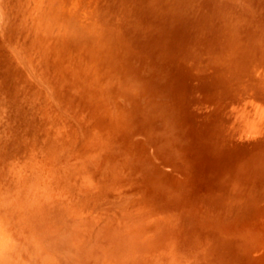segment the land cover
Masks as SVG:
<instances>
[{"label":"rangeland","instance_id":"rangeland-1","mask_svg":"<svg viewBox=\"0 0 264 264\" xmlns=\"http://www.w3.org/2000/svg\"><path fill=\"white\" fill-rule=\"evenodd\" d=\"M89 1L57 14L62 36L108 69L99 77L116 105L104 100L103 114L30 45L33 0H0V216L20 247L11 260L264 264V0ZM95 120L120 125L118 139Z\"/></svg>","mask_w":264,"mask_h":264},{"label":"bare ground","instance_id":"bare-ground-1","mask_svg":"<svg viewBox=\"0 0 264 264\" xmlns=\"http://www.w3.org/2000/svg\"><path fill=\"white\" fill-rule=\"evenodd\" d=\"M23 1V0H22ZM26 2L25 3H27V0H25ZM29 2H30V0H28ZM32 1V0H31ZM86 1H89V0H33V2H32V4L31 3H28V5H26V7H25V15H27V16H25V17H27V18H29V22H28V24H26L25 26H26V28H25V26L23 25V28H25L26 29V31H29L30 32V37L32 36V38L30 39L31 40V42L30 43H32V44H30L31 46H34V48L35 47H37V48H39L40 50H41V52H42V54L44 55V57H45V59L44 60H46V57L48 58V59H50V61L52 62L51 63V65H53V67H54V70L56 69L58 72H60L61 73V75H62V78H63V80H65V81H63L64 83L65 82H67L68 83V85L70 86V88H73L75 91H76V93L78 94V92L81 94L80 96H84L85 98H87V100L88 99H90V100H93V101H95L94 103L95 104H97L98 103V105H99V109H100V107H101V112H102V110L103 109H105V108H102V106L103 105H105V102H104V100H105V95H104V84H105V82H106V80H105V82L103 81L104 79L103 78H100L99 77V73L103 70V69H107V68H105V67H103V66H97V67H95V66H91V62H92V60H93V62H94V60L95 59H97V57H99V56H97V54H96V52H93V49H91L92 47H90L89 46V48H87V46H86V48L88 49L87 51L85 50V49H83L82 48V46L80 45L79 46V44L78 43H70V41H67V39L68 38H64L62 35H63V33H62V31H64L63 29H61L62 31H60V26L61 25H59L61 22H60V20H59V18H58V16H60V15H62L63 14V12L61 13V10L59 11V9H58V11L60 12V14H57V8H58V6L59 5H63L64 4V6L65 5H71V6H79V5H84V6H86V4H87V2ZM94 1V0H93ZM93 1H92V3H93ZM110 0H108V2H109ZM125 1V0H124ZM14 2H15V0H14ZM90 2V1H89ZM97 2H99V0L97 1ZM96 2V3H97ZM106 2V1H105ZM263 2V1H262ZM261 2V3H262ZM20 3V2H19ZM91 3V2H90ZM247 3V2H246ZM29 4H30V6H29ZM100 4H102V2H100ZM100 4H95V6L96 5H99L100 6ZM61 5V6H62ZM92 5V4H91ZM91 5H89V6H91ZM94 5V4H93ZM248 6H249V4H248ZM94 7V6H93ZM97 7L98 6H96V7H94V8H96L97 9ZM102 7H103V5H102ZM106 7V6H105ZM250 7V6H249ZM60 8V7H59ZM72 7H70V9H71ZM91 8V7H90ZM252 8V7H251ZM263 8V7H262ZM23 9H24V7H23ZM78 9H80L79 7L77 8V10ZM101 9V8H100ZM103 9H104V7H103ZM249 9V8H248ZM32 10V11H31ZM95 10V9H94ZM98 10H99V8H98ZM253 10V9H252ZM262 10V9H261ZM66 11V10H65ZM71 11V10H70ZM75 11H76V9H75ZM104 10H102V12H103ZM58 12V13H59ZM68 12V11H67ZM67 12H65V13H67ZM77 12V11H76ZM94 12V11H93ZM100 12V11H99ZM252 12H254V11H252ZM72 13V12H71ZM78 13V12H77ZM94 13H96V12H94ZM81 14V13H80ZM79 14V15H80ZM90 14H92V13H90ZM96 14H98V13H96ZM102 14V13H101ZM76 15H78V14H76L75 13V16ZM78 15V16H79ZM92 15H94V14H92ZM99 15V14H98ZM98 15H96V17L98 16ZM228 15V14H227ZM14 16V15H13ZM63 16V15H62ZM65 17L67 16V14L66 15H64ZM68 16H69V14H68ZM70 16H73L72 14L70 15ZM69 16V17H70ZM81 16H83V17H85L84 15H83V13H82V15ZM256 16V15H255ZM21 17V16H20ZM95 17V18H96ZM99 17V16H98ZM100 17H102V15L100 16ZM100 17H99V19H100ZM85 18H87V17H85ZM259 18V17H258ZM12 19V18H11ZM22 19H23V17H22ZM64 19V18H63ZM66 19V18H65ZM75 19H77V17L75 18ZM92 19H94L93 17H92ZM98 19V20H99ZM62 20V19H61ZM83 20V19H82ZM86 20H90L89 18H87ZM263 20V19H262ZM72 21V20H71ZM84 21V20H83ZM94 21V20H93ZM13 22H14V20H13ZM64 22V21H63ZM91 22H92V20H91ZM80 23V22H79ZM84 23H86V21L84 22ZM90 23V22H89ZM88 23V24H89ZM250 23V22H249ZM24 24V23H23ZM83 23H81L80 25H82ZM87 24V23H86ZM252 24V23H251ZM79 25V24H78ZM67 26V25H66ZM69 26V25H68ZM84 26V25H83ZM90 26V25H89ZM200 26V25H199ZM12 27V26H11ZM18 27V26H17ZM64 27H65V25H64ZM63 27V28H64ZM73 27V26H72ZM81 27V26H80ZM85 27V26H84ZM62 28V27H61ZM88 28H90V27H88ZM64 29H66V28H64ZM259 29V28H258ZM21 30V29H20ZM24 30V29H23ZM261 30V29H260ZM86 31V30H85ZM23 32H25V30L23 31ZM68 33H69V31H68ZM11 34V33H10ZM83 34V33H82ZM27 35V34H26ZM71 35V34H70ZM17 36V35H16ZM23 36H24V34H23ZM78 36V35H77ZM20 37V36H19ZM68 37V36H67ZM74 37V36H73ZM75 38H76V36H75ZM256 38H257V36H256ZM27 39H29V38H27ZM77 39V38H76ZM75 39V40H76ZM86 41V40H85ZM263 41V40H262ZM22 42V41H21ZM20 42V43H21ZM29 42V41H28ZM71 42H73V39L71 40ZM87 42V41H86ZM80 43V42H79ZM263 43V42H262ZM95 45L97 44V43H94ZM27 45V44H26ZM97 45H99V44H97ZM27 47V46H26ZM98 47V46H97ZM28 48V47H27ZM32 48V47H31ZM34 48H33V52H35L34 51ZM37 48H36V51H37ZM96 47L94 46V49H95ZM82 49L83 50H85L86 52H85V55L83 54V51H82ZM95 51V50H94ZM38 52V51H37ZM31 53V52H30ZM29 54V53H28ZM36 54H38V53H36ZM35 54V55H36ZM41 54V55H42ZM40 55V54H39ZM99 55V54H98ZM31 56V55H30ZM195 56H197V55H195ZM33 57H34V54H33ZM41 58H42V56H40ZM40 57H38V59L40 58ZM101 57V56H100ZM36 58V57H35ZM40 58V59H41ZM102 59V58H101ZM40 61V60H39ZM43 61V60H42ZM29 62V61H28ZM36 62V61H35ZM44 62V61H43ZM102 62V61H101ZM30 63V62H29ZM42 63V62H41ZM48 63V62H47ZM37 64V63H36ZM192 64V63H191ZM215 64V63H214ZM34 65V64H33ZM38 65V64H37ZM43 65H45V64H43ZM42 66V65H41ZM50 66V65H49ZM205 67V66H204ZM195 68V67H194ZM19 69V68H18ZM43 69V68H42ZM52 69V68H51ZM216 69V68H215ZM108 70V69H107ZM51 71V70H50ZM105 71V70H104ZM52 73V72H51ZM201 73V72H200ZM204 73V72H203ZM52 74H54V71H53V73ZM51 74V75H52ZM49 75V74H48ZM216 75V74H215ZM56 77H57V74L55 75ZM107 76V75H106ZM110 76V75H109ZM61 77V76H60ZM101 77H105V76H101ZM209 77V76H208ZM111 78V77H110ZM55 79V78H54ZM53 79V80H54ZM57 79H58V77H57ZM109 79V78H108ZM107 79V80H108ZM52 80V81H53ZM110 80V79H109ZM112 80V79H111ZM111 80H110V82H111ZM237 80V79H236ZM204 81V80H203ZM206 81V80H205ZM231 81V80H230ZM30 82V81H29ZM236 82V81H235ZM113 83H114V81H113ZM111 84V83H110ZM109 85V84H108ZM112 85V84H111ZM111 85H109V87L111 86ZM61 86V85H60ZM69 86L68 87H65V88H69ZM104 86V87H103ZM223 86V85H222ZM58 87V86H57ZM217 87V86H216ZM213 88H215V87H213ZM73 89H69L68 90V92H72V90ZM110 89V88H109ZM67 90V89H66ZM107 90V89H106ZM115 91V90H114ZM251 91V90H250ZM113 92V91H112ZM109 93H111V92H109ZM67 94V93H66ZM66 94H65V96H66ZM76 94V95H77ZM113 94V93H112ZM111 94V95H112ZM116 94V92L114 93V95ZM243 94V93H242ZM245 94V93H244ZM250 94V93H249ZM107 95H109L108 93H107ZM106 95V96H107ZM110 95V96H111ZM113 95V96H114ZM55 96V95H54ZM80 96H77L78 98L80 97ZM82 96V97H83ZM116 96V95H115ZM248 96V95H247ZM80 98L81 100H83V99H85V98ZM112 97V96H111ZM54 98V97H53ZM64 98V97H63ZM62 98V99H63ZM67 98V97H66ZM65 98V99H66ZM78 98H77V100H78ZM106 98H108V97H106ZM247 98V97H246ZM245 98V99H246ZM69 99V98H68ZM80 99H79V102H81L80 101ZM109 99V98H108ZM70 102H71V100H72V97H70ZM74 100V99H73ZM112 100V99H111ZM250 100V99H249ZM64 101V100H63ZM68 101V100H67ZM85 101V100H84ZM83 101V102H84ZM89 101V100H88ZM106 101V100H105ZM251 101V100H250ZM65 102V101H64ZM91 102V101H90ZM89 102V103H90ZM115 102L114 100H112L111 101V103L109 102L108 103V100L106 101V103H108V104H110V105H113L114 106V104L113 103ZM219 102V101H218ZM247 102V101H246ZM89 103L88 102H86V104H85V106H89V108L91 107L90 105H89ZM45 104V103H44ZM44 104H43V106H44ZM107 104V105H108ZM50 105V104H49ZM93 105V104H92ZM98 105H96V106H98ZM110 105H108V108L110 107ZM116 105V104H115ZM85 106H84V108H85ZM95 106V105H94ZM106 106V105H105ZM212 106V105H211ZM107 107V106H106ZM112 107V106H111ZM88 107H86L85 108V110H88L87 109ZM98 108V107H97ZM114 108H116V106L114 107ZM209 108H211V107H209ZM235 108V107H234ZM79 109V108H78ZM81 110H82V108H80ZM91 109V108H90ZM93 109V108H92ZM94 109H96L95 107H94ZM93 109V110H94ZM116 109H118V108H116ZM250 109V108H249ZM80 110V111H81ZM84 110V109H83ZM106 110V109H105ZM105 110H104V112H105ZM108 110V109H107ZM90 111V110H89ZM89 111H87V112H89ZM92 111V110H91ZM99 110H97L96 109V113L98 112ZM109 111H111V110H109ZM114 110H112V112H113ZM117 112L119 111V110H116ZM230 111V110H229ZM93 112H95V111H93ZM100 112V111H99ZM104 112H102V114L104 113ZM81 113L83 114V113H85V115H87V113L84 111V112H82L81 111ZM209 113V112H208ZM76 114V113H75ZM95 114V113H94ZM101 114V115H102ZM109 114V113H108ZM51 115V114H50ZM84 115V114H83ZM90 115V113L88 114V116ZM91 115H92V113H91ZM97 115V114H96ZM96 115H93V117L95 116L96 117ZM109 115H111V113L109 114ZM104 116H106V114H104V115H102V120L104 119L103 117ZM108 116V115H107ZM54 117H57L56 115L54 116ZM91 117V116H90ZM97 117H99V115H97ZM108 117H110V116H108ZM248 117V116H247ZM52 118V117H51ZM114 118V117H113ZM45 119V118H44ZM44 119H42V120H44ZM91 119V118H90ZM97 119V118H96ZM100 119H101V116H100ZM109 119V121H111L110 120V118H108ZM116 119V118H115ZM123 119V118H122ZM121 119V120H122ZM46 120V119H45ZM93 121H94V118L92 119ZM98 120V119H97ZM117 120V119H116ZM124 120V119H123ZM123 120H122V122H123ZM263 120V119H262ZM47 121H49V120H47ZM54 121H55V119H54ZM106 121H107V119H106ZM109 121H107V123H105L104 121L102 122L103 124L105 123V124H109V123H113V122H109ZM118 121V120H117ZM96 122V123H95ZM95 124H98L97 123V121L95 120ZM101 122V121H100ZM100 122H99V124H98V126L99 125H101L100 124ZM46 123V122H45ZM55 123V122H54ZM67 123V122H66ZM118 123H120L119 121H118ZM43 124H44V121H43ZM48 124V123H47ZM104 124V125H105ZM46 125V124H45ZM50 125V124H49ZM60 125V124H59ZM68 125V124H67ZM113 125H114V123H113ZM115 125H117V124H115ZM120 125H121V123H120ZM120 125L118 126V127H120ZM122 125H125V123H123ZM121 125V126H122ZM107 126H109V125H107ZM112 126V125H111ZM110 126V127H111ZM117 126L115 127L116 129H117ZM95 127H96V125H95ZM95 127H93L94 129H95ZM101 127H102V125H101ZM100 127V128H101ZM113 127V126H112ZM50 128V127H49ZM48 128V129H49ZM93 128H92V130H93ZM100 128H98V129H96V130H99ZM114 128V129H115ZM45 129H46V127H45ZM52 129V128H51ZM66 129V128H65ZM68 129V128H67ZM104 129V128H103ZM105 129L106 130H108V129H112L113 131H111V134L113 133H116V134H114L115 136V138H117V131L115 132V130L113 129V128H106V125H105ZM101 130V129H100ZM102 131V132H107V131ZM46 131V130H45ZM62 131V130H61ZM47 132V131H46ZM46 132H44V133H46ZM54 132H55V130H54ZM63 132V131H62ZM91 132V131H90ZM93 132H95V131H93ZM97 132V131H96ZM99 132V131H98ZM89 133V132H88ZM65 134V133H64ZM91 134H92V132H91ZM96 134L97 133H95V136H96ZM110 134V136L108 137V139L112 136ZM53 135V134H52ZM87 135V134H86ZM90 135V134H89ZM94 134H92V136H90L91 138L93 137L94 138V136H93ZM98 135V134H97ZM103 135V133H101L100 135H98V136H102ZM105 135L107 136V134L105 133ZM104 135V136H105ZM105 136V137H106ZM56 137V136H55ZM103 138V137H102ZM97 139V138H96ZM106 138H104V140H105ZM110 139H113V138H110ZM118 139V138H117ZM63 140V139H62ZM87 140V139H86ZM95 140V139H94ZM107 140V139H106ZM56 141V140H55ZM99 141V140H98ZM100 141H102L101 139H100ZM114 141H116L115 139H114ZM127 141V140H126ZM109 142V141H108ZM111 142L113 143V140H111ZM53 143V142H52ZM60 143V142H59ZM95 143H98L97 141L95 142ZM94 143V141L92 142V144H95ZM102 144L104 143V142H101ZM63 144V143H62ZM87 144V143H86ZM51 145H53V144H51ZM60 145H61V143H60ZM91 145V144H90ZM99 145V144H98ZM86 146H89V145H86ZM85 145H84V147H86ZM104 146V147H103ZM103 146H99V148L100 147H103V149L105 148V144L103 145ZM50 147H52V146H50ZM62 147V146H61ZM60 147V148H61ZM83 147V148H84ZM94 147V146H93ZM96 147V146H95ZM108 147V146H107ZM92 147H90V149H91ZM51 149V148H50ZM62 149V148H61ZM82 149V148H81ZM80 149V150H81ZM88 149V148H87ZM48 150V149H47ZM106 150V149H105ZM133 150H134V148H133ZM48 151H51V150H48ZM54 151V150H53ZM52 151V152H53ZM61 151V150H60ZM92 151V150H91ZM96 151V150H95ZM94 151V152H95ZM104 150H102V152H103ZM56 152H57V150H56ZM98 152V151H97ZM87 153H89V151H87ZM51 154V153H50ZM54 154H55V152L52 154L53 156H54ZM57 154V153H56ZM80 154V153H79ZM94 154V153H93ZM51 155V156H52ZM81 155H82V153H81ZM55 157V156H54ZM169 157V156H168ZM70 159V158H69ZM82 159V158H81ZM92 160H94V159H92ZM52 163H53V161H51ZM178 162V161H177ZM51 163V164H52ZM107 163V162H106ZM73 164H75V163H73ZM77 164V163H76ZM79 164V163H78ZM86 164V163H85ZM200 164V163H199ZM81 165H83V164H81L80 163V165H78V166H81ZM171 165V164H170ZM77 166V165H76ZM55 167H57V166H55ZM59 167V166H58ZM171 167V166H170ZM169 167V168H170ZM198 167V166H197ZM78 169H79V167H77ZM82 168V167H81ZM51 169V168H50ZM55 168L53 167V170H54ZM61 169V168H60ZM53 170H51V171H53ZM56 170V169H55ZM58 170H59V168L56 170L57 172H58ZM75 170H76V168H75ZM82 170H83V168H82ZM50 171V170H49ZM49 171H47V172H49ZM50 171V172H51ZM72 171V170H71ZM76 171H78V170H76ZM80 171V170H79ZM78 171V172H79ZM193 171V170H192ZM63 172H64V170H63ZM78 172L76 173V176H78L79 174H78ZM83 172H85V171H83ZM87 172V171H86ZM92 172V171H91ZM78 174V175H77ZM52 175H53V172H52ZM51 175V173L50 174H48V176H51V178L53 177ZM72 175H74V174H72ZM153 175H154V173H153ZM45 176V175H44ZM75 176V175H74ZM81 176H82V174H81ZM84 176L85 175H83L81 178H82V180L84 179ZM87 176V175H86ZM155 177H156V175H154ZM54 177H56V175H54ZM92 177H93V175H92ZM92 177L90 178L91 180H92ZM41 178H42V176H41ZM154 178V177H153ZM152 177L151 178H149V179H153ZM157 178V177H156ZM159 178V177H158ZM175 178V177H174ZM46 179V178H45ZM53 179V178H52ZM159 179H161V178H159ZM54 180V179H53ZM56 180V179H55ZM59 180V179H58ZM74 180V179H73ZM87 180V179H86ZM72 180H70V182H71ZM83 181H85V179L83 180ZM90 181V180H89ZM150 181V180H149ZM155 181L157 182L158 181V179L156 180L155 179ZM58 183H59V181H57ZM56 182V183H57ZM62 182V181H61ZM151 182V181H150ZM153 182V181H152ZM155 182V183H156ZM159 182V181H158ZM47 183H49V182H47ZM145 183V182H144ZM143 183V184H144ZM192 183V182H191ZM46 184V183H45ZM44 184V185H45ZM67 184H69V182H67ZM146 184V183H145ZM163 184V183H162ZM201 184V183H200ZM51 185V184H50ZM58 185V184H57ZM65 185V184H64ZM33 186V185H32ZM32 186H30V187H32ZM68 186V185H67ZM37 187V186H36ZM36 187H35V189H36ZM38 187H40V186H38ZM37 187V190L39 189ZM42 187V186H41ZM41 187H40V189H41ZM48 187H53V186H48ZM54 187H58V186H54ZM70 187H72L71 185H70ZM45 188H46V185H45ZM44 187H43V190L45 189ZM69 188V187H68ZM138 188H140V187H138ZM149 188V187H148ZM197 188V187H196ZM29 189V188H28ZM32 189H34V188H32ZM34 189V190H35ZM202 189V188H201ZM36 190V191H37ZM46 190H47V188H46ZM53 190V189H52ZM51 190V191H52ZM56 190V189H55ZM140 190V189H139ZM45 191V190H44ZM50 191V190H49ZM41 192H42V190H41ZM47 192H48V190H47ZM57 192V191H56ZM40 193V192H39ZM38 193V194H39ZM55 193V192H54ZM144 193H146V192H144ZM41 194H43V192L41 193ZM47 194V193H46ZM46 194H44V195H46ZM49 195H51L52 196V194H50V192L48 193ZM139 194V193H138ZM39 196H41V195H39ZM48 196V195H47ZM157 196V195H156ZM44 197V196H43ZM49 197V196H48ZM42 197H40V199H41ZM137 198H139V196L137 197ZM43 199V198H42ZM41 199V200H42ZM40 200V201H41ZM154 200V199H153ZM48 201V200H47ZM66 201H67V199H66ZM39 202V201H38ZM65 204V203H64ZM63 204V205H64ZM144 205V204H143ZM152 205V204H151ZM62 206V205H61ZM68 206V205H67ZM70 206V205H69ZM140 206V205H139ZM149 206V205H148ZM156 206V205H155ZM64 207H65V205H64ZM143 207V206H142ZM168 207V206H167ZM256 207V206H255ZM137 209V208H136ZM149 209H150V207H149ZM152 210H154V209H152ZM205 211V210H204ZM168 212V211H167ZM163 213H165V211L163 212ZM171 213V212H170ZM144 214V213H143ZM147 214H148V212H147ZM146 214V215H147ZM150 214V213H149ZM172 214H174V213H172ZM129 215V214H128ZM185 215V214H184ZM134 216V215H133ZM145 216V215H144ZM151 216V215H150ZM172 216H174V215H172ZM127 217V216H126ZM130 217H131V215H130ZM2 218H4V217H2V216H0V231H3V232H6L7 233V229H6V225H8V227H9V223L8 224H5L6 223V221L4 222L3 220L5 219H7V217H5L4 219H2ZM205 218V217H204ZM129 219V218H128ZM136 219V218H135ZM173 220H174V218H173ZM176 220V219H175ZM3 221V222H2ZM8 221V220H7ZM127 222V221H126ZM130 222V221H129ZM134 223V222H133ZM147 223V222H146ZM179 223V222H178ZM131 224V223H130ZM127 225V224H126ZM135 226V225H134ZM225 226V225H224ZM169 227V226H168ZM176 227V226H175ZM177 228V227H176ZM9 229V228H8ZM176 231V230H175ZM8 233H9V231H8ZM7 233V235H8V237L12 240L13 238H11V236H9V234ZM156 234V233H155ZM154 234V235H155ZM174 234V233H173ZM175 234H177V233H175ZM115 236V235H114ZM167 236V235H166ZM126 237V236H125ZM175 239V238H174ZM245 239H246V237H245ZM115 241V240H114ZM112 242V241H111ZM124 243V242H123ZM146 244V243H145ZM147 245V244H146ZM147 248V247H146ZM20 249V247L16 244V243H14V245L13 246H11L7 251H0V264H16V262H17V260H16V258H15V260H16V262H14L13 260H11V256H13V254L12 255H10L12 252H15V251H17V250H19ZM119 249V248H118ZM139 249V248H138ZM170 249V248H169ZM245 250H247V249H245ZM20 251V250H19ZM125 252H126V250H124ZM143 251V250H142ZM136 252V251H135ZM251 252V251H250ZM17 254H18V252H16ZM151 253V252H150ZM247 254V253H246ZM115 255V254H114ZM122 255V254H121ZM250 255V254H249ZM16 256V255H15ZM107 256V255H106ZM112 256V255H111ZM18 258V261H19V257H17ZM252 258V257H251ZM115 259V258H114ZM114 261V260H113ZM101 262V261H100ZM109 262V261H108ZM20 263V261L17 263V264H19ZM159 264V263H158Z\"/></svg>","mask_w":264,"mask_h":264},{"label":"clouds","instance_id":"clouds-1","mask_svg":"<svg viewBox=\"0 0 264 264\" xmlns=\"http://www.w3.org/2000/svg\"><path fill=\"white\" fill-rule=\"evenodd\" d=\"M14 243L6 232L0 231V251H7Z\"/></svg>","mask_w":264,"mask_h":264}]
</instances>
